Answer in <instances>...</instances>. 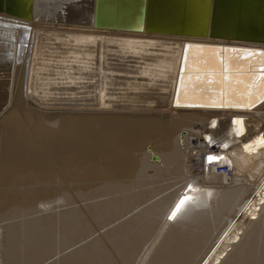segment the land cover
Instances as JSON below:
<instances>
[{"label":"bare ground","instance_id":"obj_1","mask_svg":"<svg viewBox=\"0 0 264 264\" xmlns=\"http://www.w3.org/2000/svg\"><path fill=\"white\" fill-rule=\"evenodd\" d=\"M246 1L205 38L211 0L187 36L142 30L144 0H6L0 264H264V102L171 107L182 42L264 48ZM192 140L231 177L191 174Z\"/></svg>","mask_w":264,"mask_h":264},{"label":"water","instance_id":"obj_2","mask_svg":"<svg viewBox=\"0 0 264 264\" xmlns=\"http://www.w3.org/2000/svg\"><path fill=\"white\" fill-rule=\"evenodd\" d=\"M246 0H211L210 3V12H209V20L207 23V27L205 29L204 37H214L216 35L215 26L220 25L222 23H226L225 21L229 20L228 14H230L229 10H235L237 11L236 21L232 22L233 24L237 26H241L242 23V14H243V7H246ZM186 4L187 0H144L143 3V13H142V20L140 22V26L142 27V30L150 31L152 29H147L151 25H157L161 27L160 30L155 29L153 32L161 33V34H167V35H190V33H187L182 28H180V25L184 24V22L187 20V13H186ZM6 11V0H0V13H4ZM216 24V25H215ZM184 26V25H183ZM178 27V28H177ZM177 28V30H176ZM255 32L253 35L256 37L263 36L264 37V30H261L260 28H257L256 26L253 27ZM182 51L180 56V61L178 65V71L175 79V85L172 92V102L171 107L172 108H211V107H188L185 106L189 103H200L203 101V98L208 96L209 94H202L199 90L192 91L191 89L188 91L187 96L185 95V92L183 89L180 91V105L178 106L176 103L177 98V89L180 87V69L184 65L183 55H184V46L185 45H200L207 47H213V48H219V49H236L239 50V54L236 52H230V53H221V55H228L233 57V66L234 67H242L244 70H248L252 67H255V70L257 71V74L259 73V53L264 52V48L258 47V46H242V45H227V44H212V43H205V42H190V41H184L182 42ZM250 53H254V55H246L245 51ZM190 55V62L192 63V72L191 75L193 76V79L197 75H204L203 72H197V67H203V61L208 57V53H200L197 49H190L189 50ZM199 61V64L197 63ZM189 75V72L185 71V79L187 80V77ZM218 76V74H217ZM259 80L257 81V83ZM221 95L220 87L216 86L215 88V96L216 98H219ZM264 102V99H260V101L257 103L253 101V104L251 107H245V108H252L260 103ZM225 108V107H220ZM218 108V109H220ZM227 109H236L232 107H227ZM243 109V108H240ZM184 133L181 134V139L183 138ZM152 161H157L158 158L153 155Z\"/></svg>","mask_w":264,"mask_h":264},{"label":"snow or ice","instance_id":"obj_3","mask_svg":"<svg viewBox=\"0 0 264 264\" xmlns=\"http://www.w3.org/2000/svg\"><path fill=\"white\" fill-rule=\"evenodd\" d=\"M190 49H197L200 53H208V57L203 61V67H197V72H203L204 75H197L195 79L191 75L192 63L190 62ZM246 55H254V53L244 50ZM236 52V49H219L213 47H205L200 45H185L184 46V65L180 69V87L177 89L176 103L180 105V91L184 90L187 96L188 91L199 90L202 94H209L200 103H189L188 107H232L245 108L251 107L253 101L259 102L264 99V52L259 53V73L252 67L244 70L242 67L233 66V57L228 55H221V53ZM199 64V61H197ZM189 72L187 80L185 79V71ZM218 74V76H217ZM259 82L257 83V81ZM216 86L220 87L221 95L219 98L215 96ZM233 123H239L233 120ZM264 143V139L260 141ZM248 148V145H245ZM221 157L209 156V161L219 160ZM186 199V198H185ZM183 203V201H181ZM180 204H177L176 209L173 210L171 216L172 220L176 216Z\"/></svg>","mask_w":264,"mask_h":264},{"label":"built area","instance_id":"obj_4","mask_svg":"<svg viewBox=\"0 0 264 264\" xmlns=\"http://www.w3.org/2000/svg\"><path fill=\"white\" fill-rule=\"evenodd\" d=\"M193 141L194 140H192L191 142ZM193 146H197V150L192 152V156L190 158L189 165L191 167V174L193 173L195 175H200L209 172V170H212L217 175L226 173L229 177H231L232 168L224 165L219 166L214 161L208 160V157L210 156L209 153L217 152V148L209 147L205 149L204 146L199 145L197 142L195 143V145L193 144L192 147Z\"/></svg>","mask_w":264,"mask_h":264},{"label":"rangeland","instance_id":"obj_5","mask_svg":"<svg viewBox=\"0 0 264 264\" xmlns=\"http://www.w3.org/2000/svg\"><path fill=\"white\" fill-rule=\"evenodd\" d=\"M193 144L195 145V142H192V145H193ZM148 145H151V143H150V144H148ZM186 163H187V160H186ZM188 164H189V162H188Z\"/></svg>","mask_w":264,"mask_h":264}]
</instances>
